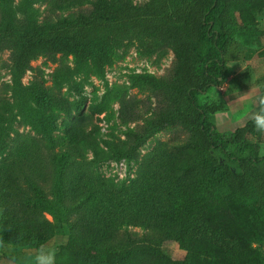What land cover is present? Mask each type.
<instances>
[{
	"label": "rangeland",
	"instance_id": "rangeland-1",
	"mask_svg": "<svg viewBox=\"0 0 264 264\" xmlns=\"http://www.w3.org/2000/svg\"><path fill=\"white\" fill-rule=\"evenodd\" d=\"M55 1L36 0L30 9L40 20L52 22L69 18L77 10L63 11ZM148 1L136 3L142 6ZM88 7L90 4L83 8ZM7 8L16 18L25 17L21 0H0V15ZM234 8L236 29L226 57L229 75L208 95L211 100H225L228 106L235 99V90L241 95L251 91V82L257 94H264V0H238ZM10 54H0V103L4 102L0 107V240L11 245L0 249V264H12L13 257L18 264H30L43 242L58 249L57 264H68L59 251L77 217L57 224L52 209L63 202L55 193L56 171L67 179L64 200L72 203L81 197L76 206L80 217L85 215L104 228L121 232L128 227L136 239L167 241L161 233L174 227L171 222L180 218L181 209L171 200L176 186L168 183L163 172L170 154L179 150L189 132L180 125L168 126L149 137L131 158L118 159L114 153L115 146L145 123L149 117L145 111L150 101L154 104V99L133 86L134 77L166 76L175 60L173 52L164 50L145 57L137 43L127 44L116 52L102 76L91 65L76 74L71 57L62 64L39 57L22 82L30 86L43 80L45 102L52 109L45 108V103L13 97ZM251 100H238L227 112L212 115L219 130L237 129L251 119ZM74 119L92 131L97 128L88 143L78 145L68 133L66 123ZM254 136L264 155V134ZM18 161L35 167L39 186L28 184L23 176L17 178L14 168ZM36 208L58 227L40 230L38 222L27 217ZM225 209L222 198L215 199L206 210L209 222L188 228L197 232L196 247L190 254L200 264H264V195L249 211L238 206L232 214H224ZM163 249L174 258L187 255L172 242H165ZM130 264L143 263L131 260Z\"/></svg>",
	"mask_w": 264,
	"mask_h": 264
},
{
	"label": "trees",
	"instance_id": "trees-1",
	"mask_svg": "<svg viewBox=\"0 0 264 264\" xmlns=\"http://www.w3.org/2000/svg\"><path fill=\"white\" fill-rule=\"evenodd\" d=\"M21 1L23 19L16 18L11 8L2 9L0 15V54L11 53L10 90L17 101L32 100L52 109L45 102L43 80L30 86L22 82L32 69V61L39 57L61 64L71 57L76 74L91 65L102 76L119 49L137 43L145 57L171 50L175 60L166 76L134 77L133 86L149 100L154 99V104L150 101L145 111L149 115L145 123L115 146V158H131L149 137L165 127L180 125L189 132L179 150L170 154L163 172L168 183L176 186L171 200L181 209L180 218L171 222L174 227L161 233L167 241L136 239L128 227L121 232L104 228L85 215L80 217L76 206L81 197L72 203L64 200L67 179L56 171L59 179L55 193L63 202V206L52 209L57 224L77 217L59 255L68 264H130L131 260L143 264H200L190 254L196 247L197 232L188 228L209 222L205 217L210 216L209 211L206 213L210 203L222 198L226 205L223 213L232 214L238 206L248 211L256 208L264 195V155H260L261 143L254 136L257 131L252 120L221 132L211 116L227 112L228 103L208 98L229 75L226 57L236 29L234 4L238 0H150L142 6L136 0H57L63 11L77 9L57 22L39 19L30 9L36 0ZM85 4L90 7L83 8ZM3 105L2 101L0 107ZM66 128L78 145L88 143L97 131L76 119L67 121ZM14 170L18 179L23 176L28 184L40 185L35 167L18 161ZM27 217L46 232L58 227H53L37 208L28 211ZM165 242L178 245L187 255L174 258L163 249Z\"/></svg>",
	"mask_w": 264,
	"mask_h": 264
},
{
	"label": "clouds",
	"instance_id": "clouds-1",
	"mask_svg": "<svg viewBox=\"0 0 264 264\" xmlns=\"http://www.w3.org/2000/svg\"><path fill=\"white\" fill-rule=\"evenodd\" d=\"M232 95L235 99L231 101L229 106L238 100L252 97V111L249 116L254 124L255 131L264 134V94H257L254 84L251 82V91L249 93L241 95L239 90H235ZM10 245L0 240V249H6ZM57 256L58 249L50 246L48 242H43L36 249V254L31 258L30 264H57ZM12 264H18V258L13 257Z\"/></svg>",
	"mask_w": 264,
	"mask_h": 264
}]
</instances>
